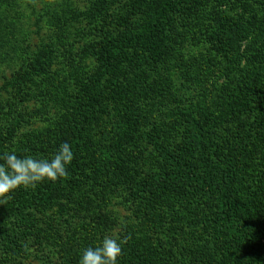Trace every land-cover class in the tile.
<instances>
[{
	"label": "rangeland",
	"instance_id": "1",
	"mask_svg": "<svg viewBox=\"0 0 264 264\" xmlns=\"http://www.w3.org/2000/svg\"><path fill=\"white\" fill-rule=\"evenodd\" d=\"M163 2L0 0V162L51 159L72 119L92 118L85 175L0 197V264H79L105 237L118 264H263L225 261L218 203L207 208L197 181H166L164 161L201 125L237 158L230 192L261 195L264 134L232 110L264 88V0Z\"/></svg>",
	"mask_w": 264,
	"mask_h": 264
},
{
	"label": "trees",
	"instance_id": "2",
	"mask_svg": "<svg viewBox=\"0 0 264 264\" xmlns=\"http://www.w3.org/2000/svg\"><path fill=\"white\" fill-rule=\"evenodd\" d=\"M163 1L164 0H156V7L164 3ZM100 3H102V0H100ZM162 11L163 8H159L157 16L160 15ZM263 89L262 86L261 88L257 87L255 94L250 91L244 97L241 96V104L236 105L237 108L232 110L234 111L232 116H248L250 120L252 118L255 120V126L258 132L253 133L254 130H251V135H249L255 140L259 133L264 134ZM250 101L257 102L255 106L257 108L260 107L262 116L251 115V109H253V107H249ZM80 105H83V111H87V109L84 108H88L89 105L85 104L84 101H82ZM88 113L90 114L89 111ZM80 115L77 116L75 120L72 119L73 124L70 125V130H68L65 135L63 142V144L68 143L73 152V160L67 166V175L64 176L65 182L68 178L72 177V175H85L88 169V165L83 159L85 156L86 139L91 132V127L88 126V123H91L90 119L92 118H89L87 112L84 115ZM67 128H69V126ZM209 134L210 133L207 134L205 130L201 128V125H199L195 136L189 134L186 139L182 136L175 147H169L164 161L165 180L197 181L201 193L199 198L205 199L204 202L207 208L210 203H218L220 223H216L215 227L218 232L222 231L224 237H227L228 242L226 246L227 244L231 246L229 248L231 250H229L225 261H233L235 258H242L244 253L247 255L246 261H253L256 263L257 260L264 264V244L262 243V241H264V226H259V223L263 222L264 219V185L260 196L252 194L245 196V193L239 194L230 192L232 186H229L228 183H231L233 175L235 174L231 170V166L237 161V158L229 160L228 156L232 154V149L227 154L224 152L226 150L225 148H220V150L215 153L211 148L212 139L209 137ZM196 150H201L202 155L200 158H197L199 162H195L193 159V163L195 162V164L192 165L191 158H187V156ZM261 161H263L261 168L264 170L263 150L261 151V157L257 156L256 158V162ZM196 165L198 167H196ZM52 187L53 186H49L46 190L49 191ZM12 204V201L8 203L10 208H12ZM27 204L29 205V202H27ZM244 207H250L253 211L256 209L254 213L262 210L263 214H260V217L254 218L249 222L247 220L250 219L252 212L244 216L238 213ZM246 264H249V262H246Z\"/></svg>",
	"mask_w": 264,
	"mask_h": 264
},
{
	"label": "clouds",
	"instance_id": "3",
	"mask_svg": "<svg viewBox=\"0 0 264 264\" xmlns=\"http://www.w3.org/2000/svg\"><path fill=\"white\" fill-rule=\"evenodd\" d=\"M72 160L73 152L68 143L62 144L51 159L20 157L9 152L0 162V197L20 187H34L41 181L54 182L66 176L67 166ZM122 251L117 239L105 237L99 246L84 249L79 264H118Z\"/></svg>",
	"mask_w": 264,
	"mask_h": 264
}]
</instances>
